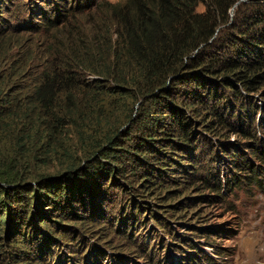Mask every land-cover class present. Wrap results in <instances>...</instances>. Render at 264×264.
<instances>
[{"label": "trees", "instance_id": "obj_1", "mask_svg": "<svg viewBox=\"0 0 264 264\" xmlns=\"http://www.w3.org/2000/svg\"><path fill=\"white\" fill-rule=\"evenodd\" d=\"M90 1L76 0V10L93 7ZM43 2L45 8L35 2L29 7L35 21L12 27L0 14V241L10 242L14 264H32L28 259L57 242V234L86 225L78 221L79 211L100 216L109 177L118 186L117 177L131 175L137 181L132 188L151 192L170 178L169 170L177 171L171 169L176 163L190 176L188 183L201 181L219 192V179L210 180L213 162L222 156L209 149L202 162L195 159L192 124L220 136L237 128L250 135L241 121L235 123L254 93L264 95V0H119L106 14L111 26L94 34L91 27L64 24L61 11L72 9L71 0ZM24 32L37 38L50 33L45 59L27 52L16 57L27 41ZM82 73L96 79L86 80ZM104 81L109 83L100 84ZM140 99L146 102L139 119L120 137L112 128L116 111ZM102 104H110L103 105L104 113ZM131 119L126 115L127 122ZM73 134L80 145L74 156ZM38 140L73 163L32 181L19 175L10 154ZM181 151L191 164L174 159ZM251 156L262 164L252 169L249 158L238 155L231 164L252 176L231 172L227 183L250 181L264 167L260 145ZM205 262L216 264L212 258Z\"/></svg>", "mask_w": 264, "mask_h": 264}, {"label": "rangeland", "instance_id": "obj_2", "mask_svg": "<svg viewBox=\"0 0 264 264\" xmlns=\"http://www.w3.org/2000/svg\"><path fill=\"white\" fill-rule=\"evenodd\" d=\"M117 1L91 0L88 3H93V7L79 8L81 10L78 11L76 0H71L72 9L61 11L64 24L68 28L85 25L84 29L91 27L93 34L99 32L101 26H111L106 14ZM33 2L42 8L46 7L43 0H0V10L3 11L0 14L12 27L24 19L35 21L36 18L29 11ZM198 9L203 10V6L200 5ZM84 18L87 21H83ZM42 33L37 38L33 33L24 32L22 35L27 41L25 47L17 49L16 57H19V53L23 56L27 52L28 56L45 59V48L49 44L46 39L50 33ZM82 76L86 80L94 77L84 73ZM103 83L109 82L100 84ZM261 92L254 93L248 105L241 109V120L234 119L237 121L235 125L241 121V127L245 131L249 130L250 135L245 136L237 128L236 132L224 130V135L220 136L206 132L198 123L192 124L195 139L191 152L195 159L202 162L209 149L222 156L221 162H213L214 175L210 180L212 183L220 182L219 192L205 188L201 181L195 182V185L188 183L190 176L176 163L171 169L177 171L173 173V170H169L167 174L170 178L166 176L162 180L163 186L151 192L142 191L139 186L132 188L137 185V181H133L135 178L131 175L117 177L120 182L118 186H112L115 182L109 177L105 184L107 196L102 204L101 215L90 216L89 211H79L77 219L79 222L85 221L86 225H77V232L73 234H69L70 231L57 234V242L49 243L44 253L31 256L32 259L28 261L32 264H206V258H212L216 264H264V167L250 181L242 178L243 182L237 185H232L230 180L227 183L231 172L244 171L251 175L247 169L240 171L232 167L231 161L235 155L243 159L248 157L254 165L252 169L258 163L262 164L251 156V149H255V145H260L264 151V95ZM145 102L143 99L133 103L127 101L125 106L116 111L117 119H114L112 128L115 127L114 131L117 128L120 137L135 125L141 103ZM103 105H106V109L110 106L102 104L101 113L106 112ZM233 107L236 108V105ZM80 108L83 110L82 105ZM129 113L132 119L127 122L126 115ZM72 138L74 147H77L71 149L74 156L80 145L75 144L77 138L74 134ZM223 144L230 150L224 151ZM43 145L38 140L28 148L23 146L10 154L16 158L14 162L19 175L23 174L32 181L39 175L65 171L73 163L71 157L60 156L61 150L49 152ZM179 153L181 157L173 156L177 162H183L182 165L192 163L187 158L188 153ZM187 171L192 172L191 169ZM178 181L180 185H176ZM121 188L123 194L120 193ZM214 194L219 197L205 198ZM180 200L183 201L180 208L170 207ZM167 210L170 211L168 213L173 211V215H166L163 211ZM86 226L90 227L85 229ZM177 235L183 236L185 241ZM0 242L3 243L0 264H14L8 257L10 242L4 239Z\"/></svg>", "mask_w": 264, "mask_h": 264}]
</instances>
